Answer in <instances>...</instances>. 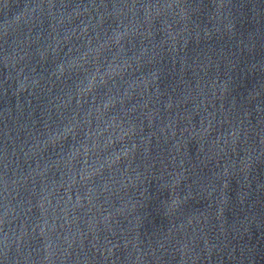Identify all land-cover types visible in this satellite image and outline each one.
<instances>
[{
  "label": "water",
  "instance_id": "1",
  "mask_svg": "<svg viewBox=\"0 0 264 264\" xmlns=\"http://www.w3.org/2000/svg\"><path fill=\"white\" fill-rule=\"evenodd\" d=\"M0 264H264V0H0Z\"/></svg>",
  "mask_w": 264,
  "mask_h": 264
}]
</instances>
